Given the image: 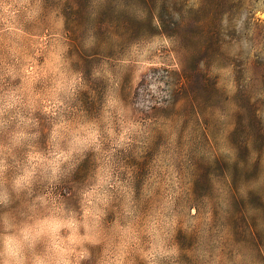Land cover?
Instances as JSON below:
<instances>
[{"label":"rangeland","instance_id":"374dc122","mask_svg":"<svg viewBox=\"0 0 264 264\" xmlns=\"http://www.w3.org/2000/svg\"><path fill=\"white\" fill-rule=\"evenodd\" d=\"M0 264H264V0H0Z\"/></svg>","mask_w":264,"mask_h":264}]
</instances>
